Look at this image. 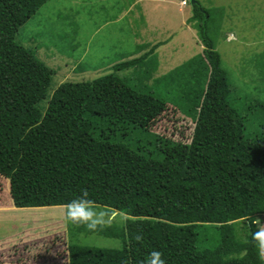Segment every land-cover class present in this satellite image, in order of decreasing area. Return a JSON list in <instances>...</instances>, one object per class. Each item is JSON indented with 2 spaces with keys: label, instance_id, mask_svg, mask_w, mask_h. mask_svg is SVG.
Masks as SVG:
<instances>
[{
  "label": "trees",
  "instance_id": "16d2710c",
  "mask_svg": "<svg viewBox=\"0 0 264 264\" xmlns=\"http://www.w3.org/2000/svg\"><path fill=\"white\" fill-rule=\"evenodd\" d=\"M48 2L0 0V177L14 207H62L87 190L96 203L129 214L126 224L97 233L68 223L72 233L121 247L69 242L67 264H142L153 250L166 264H264L251 224L264 215V159L242 155L245 144L263 141L264 120L248 138V118L230 104L228 73L209 34L219 10L196 0L187 23L202 52L150 89L118 74L146 54L94 80L60 84L41 109L54 72L15 35ZM167 105L194 123L189 143L150 131Z\"/></svg>",
  "mask_w": 264,
  "mask_h": 264
},
{
  "label": "rangeland",
  "instance_id": "374dc122",
  "mask_svg": "<svg viewBox=\"0 0 264 264\" xmlns=\"http://www.w3.org/2000/svg\"><path fill=\"white\" fill-rule=\"evenodd\" d=\"M181 1L49 0L15 35L17 43L33 50L37 58L54 72L47 98L39 107L45 109L53 91L64 82L91 81L111 73L113 69L108 65L112 64V67L124 61L123 58L140 43L138 39L149 35L152 43L169 40L167 35L172 38L168 44L153 48L163 49L162 54L160 51L153 53L152 59L151 50L142 64L118 73L130 78L129 84L134 87L139 85L150 89L156 79L202 52L203 46L196 31L187 23L192 17L193 6L188 0L182 6ZM198 1L204 8L219 10L213 13L216 21H211L209 34L228 73L232 89L230 104L248 118L245 136L252 138L259 135L261 120H264L258 106V103H264V0ZM141 8L147 11L152 24L151 29L147 28L148 33L147 30L142 33L145 19L140 15ZM137 57L130 55L129 60ZM156 57L164 67L158 69L163 74L157 76L149 72ZM154 90L151 91L155 94ZM158 95L164 99V89L159 90ZM193 128L194 123L189 118L167 105V110L150 131L173 141L189 143ZM242 155L253 160L264 159V139L245 144ZM0 202L3 206L11 202L8 183L6 185L1 177ZM257 222L264 225V215L253 218L251 224L256 230ZM69 242L106 249L121 247L117 239L70 232L64 221L63 207L0 213V254L4 257L8 253L16 255L2 257L0 263L67 264Z\"/></svg>",
  "mask_w": 264,
  "mask_h": 264
},
{
  "label": "clouds",
  "instance_id": "9594fccd",
  "mask_svg": "<svg viewBox=\"0 0 264 264\" xmlns=\"http://www.w3.org/2000/svg\"><path fill=\"white\" fill-rule=\"evenodd\" d=\"M62 207L65 223L83 226L90 233L103 231L116 223L124 225L129 219H132L127 212L121 209L96 203L89 198L87 190H82L79 197L62 205ZM257 223L258 229L252 233V238L258 243L260 255L264 258V225ZM134 239L140 242L143 240V236L137 234ZM162 257L163 253L161 251L153 250L147 254L142 264H166Z\"/></svg>",
  "mask_w": 264,
  "mask_h": 264
},
{
  "label": "crops",
  "instance_id": "0c3cea01",
  "mask_svg": "<svg viewBox=\"0 0 264 264\" xmlns=\"http://www.w3.org/2000/svg\"><path fill=\"white\" fill-rule=\"evenodd\" d=\"M138 1H140V0H138ZM164 1V0H163ZM179 7V11L181 10V8H180V6H178ZM128 11H130V9H128ZM137 11V10H136ZM58 13H59V10L57 11ZM138 13V15H139V12H137ZM140 15L142 16V17H144V19H145V22H144V25H143V27L142 28H144L143 29V32L142 33H145L146 32V30H147V28L149 27H151V22H150V20L148 19V13H147V11H145V9L144 8H141V11H140ZM121 16V15H120ZM183 17H184V15H183ZM146 18L148 19V22L146 21ZM185 21V23H186V20H184ZM184 23V24H185ZM148 25V26H147ZM151 29V28H150ZM146 33H148V30H147V32ZM150 36V35H149ZM146 37L147 39H149L148 41H146L145 39H138V42H140L138 45L136 44V48H135V50L133 51V52H131V53H129V56L130 55H133V57H137V56H139V57H145L146 56V54H148L147 56H149V52L152 50V52H154V50H155V52H154V54H158L159 53V51L161 52V54L164 52V50L163 49H161V48H157V50L156 49H154L153 50V48H154V46L155 45H160V44H163V45H165V44H168V42H169V40H171V36H169V35H167V37L169 38V40H166V41H162V42H154V43H152L151 42V39H150V37ZM173 36V35H172ZM146 51H148L147 53H145ZM138 53V54H137ZM201 53V52H200ZM129 56L128 57H126V58H123L124 59V61H121L120 63H123V62H130V61H134V60H136V59H138V57L137 58H134V60H133V58L131 59V60H129ZM150 57L152 58V59H154L153 58V56H152V54L150 53ZM159 61H160V58H159ZM161 62V61H160ZM153 64H154V66H153V69H154V72H153V74L155 75V76H157V75H162L163 73H162V71L161 72H158V69L159 68H164L161 64H159L158 63V57H156L155 58V60L153 61ZM111 65L112 64H109L108 66L110 67V69H113L114 68V65L111 67ZM129 69H131V68H129ZM6 181V180H5ZM7 183H8V181H6V185H7ZM8 190H9V183H8ZM15 209H17V208H15L14 207V205H13V203H12V200H11V202H10V204L9 205H7V206H3L2 205V203L0 202V213H4V212H14L15 211ZM10 242H12V241H10ZM3 244V243H2ZM4 251V250H3ZM16 255H11L10 253H8L5 257L3 256V254H0V258H12V257H15ZM17 264V263H16Z\"/></svg>",
  "mask_w": 264,
  "mask_h": 264
},
{
  "label": "water",
  "instance_id": "95a60500",
  "mask_svg": "<svg viewBox=\"0 0 264 264\" xmlns=\"http://www.w3.org/2000/svg\"><path fill=\"white\" fill-rule=\"evenodd\" d=\"M196 0H189V3L193 6L195 4Z\"/></svg>",
  "mask_w": 264,
  "mask_h": 264
},
{
  "label": "built area",
  "instance_id": "2783aa9c",
  "mask_svg": "<svg viewBox=\"0 0 264 264\" xmlns=\"http://www.w3.org/2000/svg\"><path fill=\"white\" fill-rule=\"evenodd\" d=\"M181 5H182V6H185V5H186V1H185V0H182V1H181Z\"/></svg>",
  "mask_w": 264,
  "mask_h": 264
}]
</instances>
